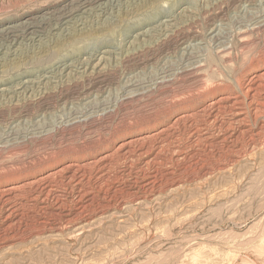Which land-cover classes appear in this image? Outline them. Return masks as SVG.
<instances>
[{"label": "rangeland", "instance_id": "rangeland-1", "mask_svg": "<svg viewBox=\"0 0 264 264\" xmlns=\"http://www.w3.org/2000/svg\"><path fill=\"white\" fill-rule=\"evenodd\" d=\"M78 1L0 0V264H264V0Z\"/></svg>", "mask_w": 264, "mask_h": 264}, {"label": "bare ground", "instance_id": "bare-ground-1", "mask_svg": "<svg viewBox=\"0 0 264 264\" xmlns=\"http://www.w3.org/2000/svg\"><path fill=\"white\" fill-rule=\"evenodd\" d=\"M74 1V0H73ZM78 1V0H77ZM82 1V0H81ZM95 1H98V0H83V2L79 5L80 7H82V6H86V5H89V7H91V5H92V3L93 2H95ZM110 1H112V0H110ZM116 1V0H115ZM79 2V1H78ZM75 3V2H74ZM101 3H99V4H97L98 6H100L99 8H101V5H100ZM102 4H104V3H102ZM94 5V4H93ZM96 5V4H95ZM96 5V6H97ZM111 5V4H110ZM76 6V5H75ZM107 6V5H106ZM78 7V6H77ZM94 7V6H93ZM92 7V8H93ZM71 8V7H70ZM88 8V7H87ZM96 8H98V7H96ZM99 8L97 9V10H99ZM75 9V8H74ZM86 9V8H85ZM106 9V8H105ZM104 9V10H105ZM62 10H64V8L62 9ZM70 10V9H69ZM72 10V9H71ZM79 10H81V9H79ZM103 10V11H104ZM65 11V10H64ZM102 11V10H101ZM60 12V11H59ZM62 12V11H61ZM81 12V11H80ZM83 12V11H82ZM85 12V11H84ZM68 13V12H67ZM79 13V12H78ZM60 14V13H59ZM73 15V14H72ZM41 17V16H40ZM40 17H39V20H40ZM45 17V16H44ZM58 17V16H57ZM71 17V16H70ZM31 18H32V16H31ZM30 18V19H31ZM62 18V17H61ZM63 18H65L66 19V16H64ZM69 18V17H68ZM41 19H42V17H41ZM73 19V18H72ZM25 20H27V19H25ZM25 20H24V22H25ZM62 20V19H61ZM43 22H44V19L42 20ZM69 21V20H68ZM7 22V21H6ZM27 22V24L29 25L28 26V28H27V30L29 29V30H31L29 33H28V36L30 35V39H32V38H34L33 36H32V33H34V32H36V30H34L33 28L34 27H31V25H32V22H29V21H26ZM40 22V21H39ZM62 22H63V20H62ZM9 23V22H8ZM18 23H20V22H18ZM23 23V22H22ZM77 22H75V24H76ZM5 24L6 23H4V24H2V25H0V38H1V36L2 35H5V38H6V36L8 37V36H11V37H13V32H14V27H5V28H3L4 26H5ZM15 24V23H14ZM41 24V23H40ZM64 24H66V23H64ZM73 24V23H72ZM22 25V24H21ZM26 25V24H25ZM36 25H39V23L37 24L36 23ZM54 25V24H53ZM41 26V25H40ZM74 26V25H73ZM65 28V27H64ZM18 32V31H17ZM19 35V34H18ZM35 35V34H34ZM20 36V35H19ZM23 36V35H22ZM21 36V37H22ZM39 37V36H38ZM9 38V37H8ZM14 38V37H13ZM26 38V37H25ZM10 39V38H9ZM40 39V38H39ZM3 40V39H2ZM18 40H20V39H18ZM41 40V39H40ZM9 42V41H8ZM21 42H22V40H21ZM2 43V42H1ZM3 43H5V42H3ZM11 43V42H10ZM18 43V42H17ZM12 44V43H11ZM7 45V44H6ZM13 46H15V45H13ZM1 47V46H0ZM4 47V46H3ZM6 47V46H5ZM12 50V49H11ZM4 51H7V49L5 50L4 49ZM2 53V52H1ZM7 53V52H6ZM10 53V52H9ZM97 64V63H96ZM87 65V64H86ZM30 83V82H29ZM24 85H26V84H24ZM22 88V87H21ZM10 89V88H9ZM24 89V88H23ZM5 90V89H4ZM7 90H8V88H7ZM25 90V89H24ZM1 91H3V89L1 90ZM212 93V92H211ZM204 97V96H203ZM224 96H219V102L221 101V100H225V98H227L228 96L226 95L225 96V98H223ZM230 97V96H229ZM217 99V100H218ZM235 100V99H234ZM231 103H235L236 101H230ZM261 102V101H260ZM206 104V103H205ZM212 104H214V103H212ZM209 105V104H208ZM235 105H237L236 103H235ZM264 105V104H263ZM236 109V108H235ZM239 109V108H238ZM234 111V110H233ZM241 111V110H240ZM235 112V111H234ZM237 112V111H236ZM235 112V113H236ZM231 114H233V112L231 113ZM236 118V117H235ZM234 118V119H235ZM236 121V120H235ZM234 121V122H235ZM239 121V120H238ZM260 132V131H259ZM263 132V131H262ZM247 152V151H246ZM228 153H230V152H228ZM221 163V162H220ZM230 164V163H229ZM47 175V174H46ZM45 177V176H44ZM39 178V177H38ZM43 178V177H42ZM40 179V178H39Z\"/></svg>", "mask_w": 264, "mask_h": 264}]
</instances>
